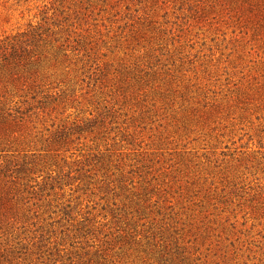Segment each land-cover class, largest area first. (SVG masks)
Instances as JSON below:
<instances>
[{
  "label": "rangeland",
  "instance_id": "rangeland-1",
  "mask_svg": "<svg viewBox=\"0 0 264 264\" xmlns=\"http://www.w3.org/2000/svg\"><path fill=\"white\" fill-rule=\"evenodd\" d=\"M0 264H264V0H0Z\"/></svg>",
  "mask_w": 264,
  "mask_h": 264
}]
</instances>
